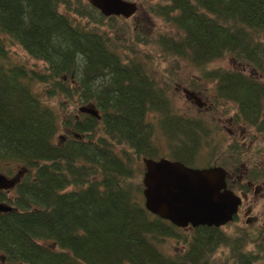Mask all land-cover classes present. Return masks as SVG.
Segmentation results:
<instances>
[{
	"label": "trees",
	"instance_id": "obj_1",
	"mask_svg": "<svg viewBox=\"0 0 264 264\" xmlns=\"http://www.w3.org/2000/svg\"><path fill=\"white\" fill-rule=\"evenodd\" d=\"M149 1L176 30L158 35L160 51L191 62L218 99L235 105L236 122L264 136V80L253 75L264 74V0ZM120 21L87 0H0V173L25 170L13 189L0 190V204L13 209L0 213V264H264V241L250 229L190 232L145 209L136 164L160 159L153 117L177 143L170 160L191 168L210 131L174 112L166 89L116 36ZM12 47L43 67L18 63ZM225 55L254 70L206 69ZM34 84L48 98L94 106L100 118L68 117L76 136L56 144L58 116ZM164 241L181 248L166 255Z\"/></svg>",
	"mask_w": 264,
	"mask_h": 264
},
{
	"label": "rangeland",
	"instance_id": "obj_2",
	"mask_svg": "<svg viewBox=\"0 0 264 264\" xmlns=\"http://www.w3.org/2000/svg\"><path fill=\"white\" fill-rule=\"evenodd\" d=\"M131 2L136 4L137 10L131 18L126 19L125 23L121 21L117 22L116 36L128 42V44L126 42L124 44L127 47L132 46L135 54L128 53L126 48L123 51L132 56L131 58L134 57L143 63L146 71L149 72L160 86L166 89L171 99L172 109L176 114L186 119L203 121L210 131L209 136L205 140H202V146H200V150L198 151L199 155L195 163L192 164V167L202 169L208 164L215 163L217 160L222 163V160H224L223 154H232L231 148L236 145L235 143L231 144L227 130L222 129V123H225L227 129H229V122H231L232 118L236 117L235 105L223 99H218L214 84L202 80L198 68L191 62L164 55L160 51L156 41L158 35L160 33L176 34V30L172 25L151 13L150 7L157 3V1L133 0ZM61 10L63 11L62 8ZM137 37L146 40V43L130 44L136 41ZM258 40L264 42L263 38H258ZM10 56L18 63H25L30 69H41L43 67L42 63L33 61L18 47L10 49ZM218 68L226 70L236 69L243 71L247 75L254 70L251 66L236 61L230 55H225L211 62L206 67L208 70ZM253 75L258 80H264V74L261 71L253 73ZM33 86L40 93L44 103L53 108L58 116L60 127L54 142L61 144V141L63 142L66 136L64 121L68 117L76 118V116L80 115L78 110L81 107H90L91 105L77 103L75 106H72V100L69 101L57 97L48 98L44 94L43 90L45 87L43 85L34 84ZM188 93L194 94V96L200 99L199 103L203 105L199 107L197 102ZM151 123L155 129L153 140L159 149L160 158L172 159L169 146H176L177 143H172L164 137L157 116L153 117ZM236 148L241 154H247L248 157H251L252 154L258 152V149H263L264 151V136L255 137L254 129L243 126ZM227 159L229 158L227 157ZM136 170L140 171L143 177L144 164L142 161L136 164ZM251 199L259 201L262 197L259 194L251 193ZM258 205L260 207V204ZM257 210L258 208L253 211L254 215ZM223 229L228 233H232L235 228L228 225ZM159 248L166 255H174L180 250L181 246H177L172 241H164L159 245ZM225 253L226 251L220 255L223 257Z\"/></svg>",
	"mask_w": 264,
	"mask_h": 264
},
{
	"label": "water",
	"instance_id": "obj_3",
	"mask_svg": "<svg viewBox=\"0 0 264 264\" xmlns=\"http://www.w3.org/2000/svg\"><path fill=\"white\" fill-rule=\"evenodd\" d=\"M104 17L131 18L136 10L134 2L126 0H87ZM199 107L200 99L192 93ZM81 114L100 118L94 106L81 107ZM142 179L145 209L154 216L185 229L198 226L221 228L232 222L241 199L226 190L225 170L220 166L191 168L179 161L166 158L143 159ZM25 170L13 177L0 173V190H11L20 181ZM13 209L0 204V213Z\"/></svg>",
	"mask_w": 264,
	"mask_h": 264
},
{
	"label": "flooded vegetation",
	"instance_id": "obj_4",
	"mask_svg": "<svg viewBox=\"0 0 264 264\" xmlns=\"http://www.w3.org/2000/svg\"><path fill=\"white\" fill-rule=\"evenodd\" d=\"M77 118L78 116H76V119ZM229 123V129H227L225 123H222V129L227 130L231 144L235 143L237 147L243 126L237 123L235 118H232ZM64 128L66 130V136L63 142L61 141L62 145H64L71 136H76L71 129L65 126ZM236 156L237 154H223L224 160H222V168L226 173V190L239 197L241 199V204L232 222L221 228L229 225L238 229H250L264 241V151L255 152L251 157L247 156L244 160L236 159ZM227 157L229 159H227ZM251 193L259 194L262 199L259 201L252 200ZM258 204H260V207H258ZM256 208H258V210L254 215L253 211ZM196 228L189 226L185 229L193 232Z\"/></svg>",
	"mask_w": 264,
	"mask_h": 264
}]
</instances>
